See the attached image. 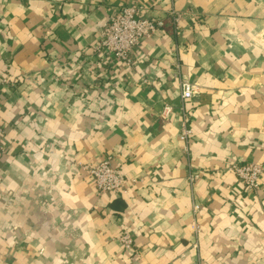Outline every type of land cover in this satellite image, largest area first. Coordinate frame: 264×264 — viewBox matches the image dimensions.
I'll use <instances>...</instances> for the list:
<instances>
[{
  "label": "crops",
  "instance_id": "1",
  "mask_svg": "<svg viewBox=\"0 0 264 264\" xmlns=\"http://www.w3.org/2000/svg\"><path fill=\"white\" fill-rule=\"evenodd\" d=\"M128 4L164 22L130 65L96 49ZM0 124V264H264V177L230 168L264 161V0H0Z\"/></svg>",
  "mask_w": 264,
  "mask_h": 264
},
{
  "label": "built area",
  "instance_id": "2",
  "mask_svg": "<svg viewBox=\"0 0 264 264\" xmlns=\"http://www.w3.org/2000/svg\"><path fill=\"white\" fill-rule=\"evenodd\" d=\"M169 15L174 21H178L180 14L175 10H169ZM164 25L162 19H155L144 15L140 5L128 4L121 6L115 13L109 15L102 23L99 31L96 49L98 53L106 56L111 61H122L127 65L132 62V54L141 40L148 38ZM180 98L185 100L194 96L199 90L196 83L182 80L180 82ZM171 107L165 106L161 115L170 113ZM2 126L0 124V136ZM191 133L184 119L179 136L183 141L188 140ZM112 155L107 154L96 165L84 164L83 168L92 179L93 185L99 192H110L116 196H124L127 193V180L113 167ZM231 170L244 184L247 190H254L264 177V161L248 160L234 161L230 165ZM197 174L189 175V180H194ZM132 180L131 183H134ZM123 249L132 252L133 240L126 230L117 236Z\"/></svg>",
  "mask_w": 264,
  "mask_h": 264
}]
</instances>
